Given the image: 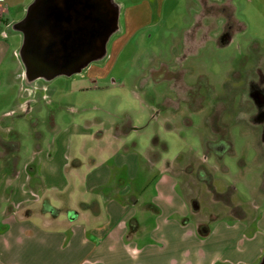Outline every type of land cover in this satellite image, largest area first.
Listing matches in <instances>:
<instances>
[{
  "label": "rangeland",
  "instance_id": "obj_1",
  "mask_svg": "<svg viewBox=\"0 0 264 264\" xmlns=\"http://www.w3.org/2000/svg\"><path fill=\"white\" fill-rule=\"evenodd\" d=\"M16 2L12 17L29 0ZM158 5L154 0L151 22L130 40H119V19L105 57L88 65L93 70L50 80H26L18 33L16 50L0 67V112L11 113L3 119L18 133L20 165L36 150L34 129L48 137L50 117L61 129L102 132L106 141L123 132V149L135 145L142 172L148 171L143 168L147 157L158 156L161 161L153 162L150 175L155 178L167 166L179 180L176 192H183L210 231L213 218L233 221L231 214L240 211L237 202L247 200L255 186L264 189V0H164ZM116 42L120 48L114 51ZM10 132L0 130L14 138ZM80 139L73 137V149ZM2 168L0 235L14 217L23 216L21 209L11 215L14 179H3ZM141 174L137 179L144 178ZM20 186L38 201L34 179ZM146 191L155 193L153 185ZM39 200L28 202L36 212ZM29 220L42 226L38 216Z\"/></svg>",
  "mask_w": 264,
  "mask_h": 264
},
{
  "label": "crops",
  "instance_id": "obj_2",
  "mask_svg": "<svg viewBox=\"0 0 264 264\" xmlns=\"http://www.w3.org/2000/svg\"><path fill=\"white\" fill-rule=\"evenodd\" d=\"M155 1L158 5L164 0ZM32 2L13 17L10 8L18 2L0 3V67L16 50L17 34L23 39L13 26ZM115 3L123 24L119 40H130L151 22L154 0ZM117 44L114 51L120 48ZM88 65L84 68L93 70ZM26 104L28 110L30 104ZM9 115V111L0 112V130L11 131L14 137L0 133L1 176L14 179L11 215L21 209L23 216L14 217L0 235V264H256L264 254V189L255 186L247 200L237 202L240 211L231 214L233 221L213 218L209 231L207 221L196 219L183 192H176L177 176L167 166L155 178L151 176V165L161 159L150 155L143 163L148 171L143 173L135 145L123 149V132L106 141L102 132L61 129L50 117L48 137L34 129L36 150L20 165L18 133L4 124L3 118ZM78 135L81 139L73 149V137ZM89 141L95 144L90 146ZM139 173L144 178L137 179ZM27 179H34L40 189L36 188L41 193L38 201L20 186L29 183ZM152 185L155 193L149 195L146 190ZM39 199L42 204L36 212L30 203H40ZM47 210L49 216L44 215ZM33 215L42 226L30 222Z\"/></svg>",
  "mask_w": 264,
  "mask_h": 264
},
{
  "label": "water",
  "instance_id": "obj_3",
  "mask_svg": "<svg viewBox=\"0 0 264 264\" xmlns=\"http://www.w3.org/2000/svg\"><path fill=\"white\" fill-rule=\"evenodd\" d=\"M118 14L114 0H33L13 26L23 37L18 55L26 80L69 76L105 57Z\"/></svg>",
  "mask_w": 264,
  "mask_h": 264
},
{
  "label": "built area",
  "instance_id": "obj_4",
  "mask_svg": "<svg viewBox=\"0 0 264 264\" xmlns=\"http://www.w3.org/2000/svg\"><path fill=\"white\" fill-rule=\"evenodd\" d=\"M4 0H0V3H2Z\"/></svg>",
  "mask_w": 264,
  "mask_h": 264
}]
</instances>
